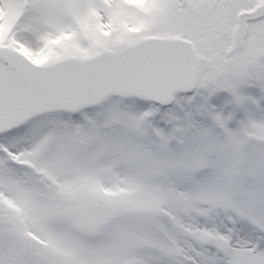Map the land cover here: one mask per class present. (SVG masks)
<instances>
[{"label":"snow or ice","instance_id":"6c2138e0","mask_svg":"<svg viewBox=\"0 0 264 264\" xmlns=\"http://www.w3.org/2000/svg\"><path fill=\"white\" fill-rule=\"evenodd\" d=\"M0 264H264V0H0Z\"/></svg>","mask_w":264,"mask_h":264}]
</instances>
